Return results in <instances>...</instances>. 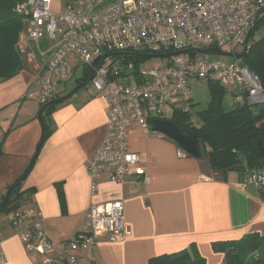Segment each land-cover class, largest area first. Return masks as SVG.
<instances>
[{"label": "built area", "instance_id": "2783aa9c", "mask_svg": "<svg viewBox=\"0 0 264 264\" xmlns=\"http://www.w3.org/2000/svg\"><path fill=\"white\" fill-rule=\"evenodd\" d=\"M24 0L15 11L22 15L29 41L42 61L40 74L26 99L40 106L52 101L59 85L81 66L107 105L105 134L85 168L90 191L97 192L103 177L118 185L130 177L146 180L141 158L128 149L133 125L150 131L148 121L165 119L166 110H190V80L215 81L237 94L236 100L264 108V91L258 78L242 64L207 62L198 50L240 55L249 32L264 15V0ZM43 39L47 46L43 48ZM172 55L164 67L140 71L127 59L137 54L149 58ZM238 93L241 94L238 95ZM159 139H166L155 133ZM177 156L186 153L178 148ZM243 183L264 193V168L245 170ZM9 224L21 227L17 237L39 264H79V254L89 253L97 239L122 241L129 229L123 201L90 206L84 225L61 248L48 239L37 208L25 206L6 214ZM0 233V264L5 261Z\"/></svg>", "mask_w": 264, "mask_h": 264}, {"label": "crops", "instance_id": "0c3cea01", "mask_svg": "<svg viewBox=\"0 0 264 264\" xmlns=\"http://www.w3.org/2000/svg\"><path fill=\"white\" fill-rule=\"evenodd\" d=\"M29 45L35 56L21 55L22 71L0 83V202L27 168L41 138L38 107L25 95L34 88L42 61ZM230 94L237 102V94ZM106 118L107 105L99 93L76 92L59 104L47 120L51 134L21 183L20 192L31 189L33 194L24 196L20 208L38 209L55 247H63L82 229L90 206L112 201H123L129 234L118 242L97 239L89 253L79 254V264H148L191 246L206 264H224V255L212 251L213 243L264 236V193L243 183L235 171L213 170L205 151L198 158L187 153L178 157L174 142L137 125L129 129L128 149L140 156L146 180L135 175L118 185L103 177L92 194L85 164L105 134ZM4 215L2 264H39L40 258L28 254L17 237L21 227H12Z\"/></svg>", "mask_w": 264, "mask_h": 264}, {"label": "trees", "instance_id": "16d2710c", "mask_svg": "<svg viewBox=\"0 0 264 264\" xmlns=\"http://www.w3.org/2000/svg\"><path fill=\"white\" fill-rule=\"evenodd\" d=\"M23 1L0 0V83L16 77L23 69L18 39L24 25V18L15 11L16 5ZM263 23L264 15L259 18L255 27L249 32L244 43L248 48L242 58V64L258 78L264 91V37L251 42L253 34ZM211 54L218 53L212 52ZM146 59L149 57L133 54L127 61L137 67ZM89 79L90 75L84 72L83 78L77 80V85L81 81L87 83ZM207 86L210 98L206 108L198 113V125L192 124L190 111L175 110L169 120L186 138L194 140L197 148L198 145L203 147L213 170L235 171L242 175L245 170L264 168V108L256 109L244 102L237 101L233 103L230 110L226 111L223 106V98L228 89L221 87L215 81H207ZM239 94L244 96L242 93ZM60 97L62 96L58 94L53 100ZM63 102L46 108H44L45 105H42L39 108V111L42 110L44 141L51 134L47 120L56 107ZM22 182H19L18 179L8 187L9 199L0 209V213L7 214L18 210L26 201L24 196L33 194L31 189L20 192ZM57 190L61 199L60 185L57 186ZM263 248L264 236L257 234L247 235L238 241L212 244L214 253L224 255V264H250V261L253 264H264ZM148 264H206V262L199 255L195 246H191L178 253L151 258Z\"/></svg>", "mask_w": 264, "mask_h": 264}, {"label": "rangeland", "instance_id": "374dc122", "mask_svg": "<svg viewBox=\"0 0 264 264\" xmlns=\"http://www.w3.org/2000/svg\"><path fill=\"white\" fill-rule=\"evenodd\" d=\"M55 1V5L57 4V2L61 1V0H53ZM264 37V23L261 24L257 30L255 31V33L253 34V38L251 39V42L253 41H257L260 40L261 38ZM42 47L44 48L45 45L47 46V42L43 39V42H41ZM18 48L19 51L21 53L22 56H26V54H28L29 56H35L32 52H31V47L29 45V38L27 35V28L26 25L24 23L22 31L19 35V39H18ZM36 51V50H35ZM222 53H228L227 49H223ZM202 58L204 60H206L207 62H213V61H221L224 63H229L231 62L232 58H229L227 56L224 55H220V54H206L203 55ZM36 59V58H35ZM130 64H132L130 62ZM166 64V59H157V58H149L146 59L144 61H142L141 63H139V69L140 71H145L148 69H159L161 67H164ZM134 65V64H132ZM84 68L81 66L75 67L74 69V74L72 75V77L70 79H68L65 83L60 84L59 85V95H67L70 91H72L76 85H77V80L83 78L84 76ZM188 88L189 91L187 93V97L190 100L189 104L190 106V120L192 122L193 125H198L199 124V117H198V113L201 112L202 110H204L206 108V105L209 101L210 95H209V90H208V86H207V81L205 80H190L188 82ZM230 92H232V89H228L227 93L224 95L223 98V106L224 109L226 111L230 110L233 107V98L230 94ZM78 93H86L88 96L92 95L95 96L97 95V91L94 89L93 85L91 84V82H88L87 85L81 89H79L77 91ZM63 97V96H62ZM33 104L36 105V108L38 107V111H39V104L37 99L35 98L33 100ZM257 109V107H255ZM254 109V110H256ZM172 115V111L171 110H166L165 119H170ZM198 149L201 153L204 152L203 147H201V145H198ZM5 215L4 213H0V225L5 223ZM250 264H253L250 261Z\"/></svg>", "mask_w": 264, "mask_h": 264}, {"label": "water", "instance_id": "95a60500", "mask_svg": "<svg viewBox=\"0 0 264 264\" xmlns=\"http://www.w3.org/2000/svg\"><path fill=\"white\" fill-rule=\"evenodd\" d=\"M186 53H187V51H181V52H177V53H174V54L153 56L151 58L163 59V58H168V57H170L172 55H182V54H186ZM197 53L200 54V55H206V54H208V51H206V50H198ZM220 55H224V56H227L229 58L242 59L245 56V48H244L243 52L240 55L233 56L232 54H223V53L220 54ZM89 81H90V79H89ZM87 83L81 81L67 95H65L63 97H60L59 99H55V100H52V101L48 102L47 104H45L44 108H46V107H48L50 105L56 104L58 102H62V101H65V100L69 99L79 89L85 87L87 85ZM41 115H42V110L39 111L38 116H37L38 122H39L40 127H41V138H40V141H39L38 146L36 148V152H35L33 158L31 159L30 163L28 164L27 168L25 169V171L20 176L19 182H22L23 178L27 175L28 171L33 166L34 161L36 160V158L38 156V153H39V150H40V148L42 146V143L44 141V125H43V123L41 121ZM148 126H149L150 132L164 135L170 141L174 142L180 149H182L189 156H191L193 158H198L199 157V150L197 148L196 142L194 140L186 138L180 132L178 127L174 123H172L170 120H168V119H153V120L148 121ZM8 199H9V194L6 193V195L4 196V199L0 202V209L3 206H5V204L8 202Z\"/></svg>", "mask_w": 264, "mask_h": 264}]
</instances>
